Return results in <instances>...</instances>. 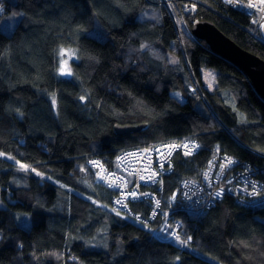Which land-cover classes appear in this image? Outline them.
Segmentation results:
<instances>
[{
	"label": "trees",
	"instance_id": "obj_1",
	"mask_svg": "<svg viewBox=\"0 0 264 264\" xmlns=\"http://www.w3.org/2000/svg\"><path fill=\"white\" fill-rule=\"evenodd\" d=\"M177 1L190 34L162 0H0V21L21 16L13 33L0 29V264H264V205L225 195L193 213L171 200L217 152L264 167V98L193 25L211 21L263 59L264 41L225 0ZM62 48L78 55L69 77L58 74ZM210 68L216 86L191 93ZM117 125L144 127L120 135ZM186 138L201 149L177 152L153 187L180 221V239L166 240L156 236L165 215L143 219L152 200L119 208L88 163L116 169L121 151Z\"/></svg>",
	"mask_w": 264,
	"mask_h": 264
},
{
	"label": "built area",
	"instance_id": "obj_2",
	"mask_svg": "<svg viewBox=\"0 0 264 264\" xmlns=\"http://www.w3.org/2000/svg\"><path fill=\"white\" fill-rule=\"evenodd\" d=\"M225 1L236 7L234 0ZM251 1L239 0L238 4L249 5L245 12L255 26V34L264 41V2L256 0L253 4ZM200 149L201 143L197 139L153 142L121 151L116 157V169L108 168L100 160H91L88 166L95 171L100 183L119 193L115 198L116 206L126 212L131 209V202L141 201L150 205L149 200H152L151 216L147 218H143V215L138 216L140 219L150 221L159 213L165 215L156 236L172 240L178 234L180 221H175V225L172 226V208H161L157 205L159 199L153 187L163 189L162 181L172 173L177 152L193 155ZM139 152L144 153V158L148 156L149 161L138 162L134 154ZM148 166L153 168L146 169ZM132 193H135V196ZM225 195H231L238 202L253 207L264 205V167L226 152H217L208 160L200 178L185 177L181 180L180 186L173 191L171 200L175 204L180 203L189 212L201 213L216 205Z\"/></svg>",
	"mask_w": 264,
	"mask_h": 264
},
{
	"label": "water",
	"instance_id": "obj_3",
	"mask_svg": "<svg viewBox=\"0 0 264 264\" xmlns=\"http://www.w3.org/2000/svg\"><path fill=\"white\" fill-rule=\"evenodd\" d=\"M192 33L201 40H205L213 51L226 57L230 61L241 67L250 77L258 93L264 98V59L250 52L223 31H221L211 21H199L193 25ZM144 125H117V133L125 135L127 133L140 131Z\"/></svg>",
	"mask_w": 264,
	"mask_h": 264
},
{
	"label": "rangeland",
	"instance_id": "obj_4",
	"mask_svg": "<svg viewBox=\"0 0 264 264\" xmlns=\"http://www.w3.org/2000/svg\"><path fill=\"white\" fill-rule=\"evenodd\" d=\"M256 0H252L251 2L254 4ZM162 2L167 5V7L170 9V11L172 12L173 15H176V21L179 27V32L180 33H184L186 34L187 32L190 34V29H189V24L187 22L186 19H184L183 17H177V11L179 10V8L177 7V0H162ZM239 0H234V4L236 5L237 9L241 10V11H247L249 8V5H244V4H238ZM235 7V8H236ZM182 8L184 10H192L194 8V6L190 3H185L184 5H182ZM247 9V10H246ZM246 13V12H245ZM21 19L20 15H16V14H7L4 15L2 17V20L0 21V29L3 30L4 32L11 34L13 33L14 29L16 28V26L18 25L19 21ZM64 52L63 55H61V52ZM77 52L75 48H62L59 51V67H58V74L61 77H69L72 75L73 72V67H72V63L73 61L77 58ZM172 61L173 62H177V57L175 55H172ZM66 62V63H65ZM65 67L66 71H70L71 75H62L60 73V68L61 67ZM216 72L214 69L210 68V69H206L203 70V79H204V85H200L198 84V86L196 87H190V91L191 93H196L197 91L199 92L200 89H202V87L208 88V89H213L216 86ZM175 95H177L181 100H185V98L183 96H181L179 93H175ZM136 157V159L138 160V162H144V161H149L148 156L144 158V153L143 152H139L134 154ZM8 156V155H5ZM144 158L143 161H141V159ZM16 161V160H15ZM17 164H20L19 167L21 169H26L27 167H22L26 166L23 162L20 161H16ZM152 166H148L146 167V169H152ZM37 174V173H35ZM5 201L2 200L0 198V206H4Z\"/></svg>",
	"mask_w": 264,
	"mask_h": 264
},
{
	"label": "snow or ice",
	"instance_id": "obj_5",
	"mask_svg": "<svg viewBox=\"0 0 264 264\" xmlns=\"http://www.w3.org/2000/svg\"><path fill=\"white\" fill-rule=\"evenodd\" d=\"M262 2H264V0H262ZM2 8H3V6L2 5H0V11H2ZM64 54V52L62 51L61 52V55H63ZM66 63V62H65ZM60 73L62 74V75H71V72L70 71H66L65 70V67H61L60 68ZM81 99H84V97H81ZM184 147H187V145H184ZM187 154V153H186ZM0 155H2V154H0ZM95 163V162H94ZM229 163H232V161H229ZM22 167H26V166H23L22 165ZM34 171V170H33ZM39 175V174H38ZM143 178V177H142ZM132 195L133 196H135V193H132ZM117 203H122L121 201H117ZM157 205H159V201H157ZM117 215H119V212L117 213ZM26 226V225H25ZM177 238V240H179L180 238H179V236H177L176 237ZM189 239H191V237H189ZM181 243H187V241H180Z\"/></svg>",
	"mask_w": 264,
	"mask_h": 264
},
{
	"label": "bare ground",
	"instance_id": "obj_6",
	"mask_svg": "<svg viewBox=\"0 0 264 264\" xmlns=\"http://www.w3.org/2000/svg\"><path fill=\"white\" fill-rule=\"evenodd\" d=\"M174 169H175V167H174ZM174 169H173V171H172V173L174 172ZM171 173V174H172ZM159 201V207H161V208H168V207H166V206H164V207H162V204H161V201L160 200H158ZM179 205L181 206V204L179 203ZM152 211V210H151ZM185 211H187L186 209H185Z\"/></svg>",
	"mask_w": 264,
	"mask_h": 264
}]
</instances>
